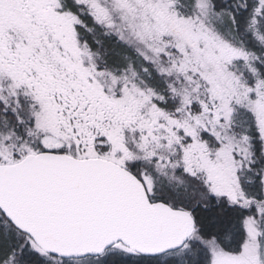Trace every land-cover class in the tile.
Wrapping results in <instances>:
<instances>
[{
	"label": "snow or ice",
	"instance_id": "snow-or-ice-1",
	"mask_svg": "<svg viewBox=\"0 0 264 264\" xmlns=\"http://www.w3.org/2000/svg\"><path fill=\"white\" fill-rule=\"evenodd\" d=\"M0 264H264V0H0Z\"/></svg>",
	"mask_w": 264,
	"mask_h": 264
}]
</instances>
